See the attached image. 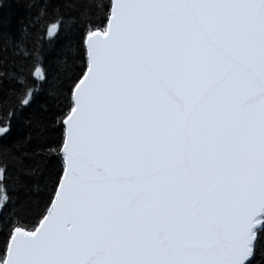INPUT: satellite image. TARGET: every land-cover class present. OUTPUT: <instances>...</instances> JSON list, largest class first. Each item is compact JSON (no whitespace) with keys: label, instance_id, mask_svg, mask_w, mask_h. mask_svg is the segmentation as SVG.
Instances as JSON below:
<instances>
[{"label":"snow or ice","instance_id":"snow-or-ice-1","mask_svg":"<svg viewBox=\"0 0 264 264\" xmlns=\"http://www.w3.org/2000/svg\"><path fill=\"white\" fill-rule=\"evenodd\" d=\"M0 264H264V0H0Z\"/></svg>","mask_w":264,"mask_h":264},{"label":"trees","instance_id":"trees-1","mask_svg":"<svg viewBox=\"0 0 264 264\" xmlns=\"http://www.w3.org/2000/svg\"><path fill=\"white\" fill-rule=\"evenodd\" d=\"M54 13L48 9H41L40 10V19L45 23L48 24L49 18L52 17ZM54 22V21H53ZM48 26H51L50 24ZM48 39V37H46ZM56 46H59V39L56 40Z\"/></svg>","mask_w":264,"mask_h":264}]
</instances>
